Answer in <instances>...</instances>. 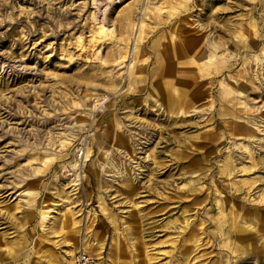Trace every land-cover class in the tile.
<instances>
[{"label":"rangeland","instance_id":"374dc122","mask_svg":"<svg viewBox=\"0 0 264 264\" xmlns=\"http://www.w3.org/2000/svg\"><path fill=\"white\" fill-rule=\"evenodd\" d=\"M103 235L264 264V0H0V264Z\"/></svg>","mask_w":264,"mask_h":264},{"label":"built area","instance_id":"2783aa9c","mask_svg":"<svg viewBox=\"0 0 264 264\" xmlns=\"http://www.w3.org/2000/svg\"><path fill=\"white\" fill-rule=\"evenodd\" d=\"M73 264H106L102 257L98 258L87 250L79 249Z\"/></svg>","mask_w":264,"mask_h":264},{"label":"bare ground","instance_id":"6f19581e","mask_svg":"<svg viewBox=\"0 0 264 264\" xmlns=\"http://www.w3.org/2000/svg\"><path fill=\"white\" fill-rule=\"evenodd\" d=\"M105 207V206H104ZM105 215H107V213H105ZM115 238V237H114ZM117 242H118V238L116 237V239H115V246H114V249H113V254H111L112 256L113 255H115L116 254V252H117V249H118V244H117ZM93 244H95V243H93ZM92 249V252L95 254V256L96 257H98V258H100V257H102V251H101V248L100 247H93L92 246V243H85V244H83L81 247H80V249ZM112 248V247H111ZM112 250V249H111ZM92 253V254H93ZM110 253H112V251L110 252Z\"/></svg>","mask_w":264,"mask_h":264},{"label":"crops","instance_id":"0c3cea01","mask_svg":"<svg viewBox=\"0 0 264 264\" xmlns=\"http://www.w3.org/2000/svg\"><path fill=\"white\" fill-rule=\"evenodd\" d=\"M102 209V208H101ZM102 212H103V209H102ZM104 213V212H103ZM106 243H107V236L106 235H103L102 237H101V241H100V245L102 246V249H101V251H102V257H103V251H104V248H105V245H106ZM88 249V248H87ZM90 250V249H89ZM91 252H92V249L90 250ZM90 252V253H91ZM93 253V252H92ZM94 254V253H93ZM95 255V254H94Z\"/></svg>","mask_w":264,"mask_h":264}]
</instances>
